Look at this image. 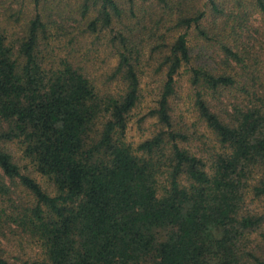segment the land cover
Listing matches in <instances>:
<instances>
[{"label": "trees", "instance_id": "1", "mask_svg": "<svg viewBox=\"0 0 264 264\" xmlns=\"http://www.w3.org/2000/svg\"><path fill=\"white\" fill-rule=\"evenodd\" d=\"M0 264H264V0H0Z\"/></svg>", "mask_w": 264, "mask_h": 264}, {"label": "rangeland", "instance_id": "2", "mask_svg": "<svg viewBox=\"0 0 264 264\" xmlns=\"http://www.w3.org/2000/svg\"><path fill=\"white\" fill-rule=\"evenodd\" d=\"M7 5V4H6ZM260 21L258 19H254L253 21V29H259L260 28ZM114 59H109L108 63L102 64L100 63L101 66L96 67L95 71L96 72H103L106 70V65H112L114 63ZM181 81V87H180V95L181 100L180 103L183 105L185 103H189L188 99V86L186 83V77H182ZM147 84L145 85V88L147 89L146 91L152 90L155 83H153L152 79L148 78L147 79ZM149 105H152V100L150 101V98L147 96L144 97L143 102L140 104L139 108L132 113V119L130 122L129 130L127 133L128 140L134 144L140 142L141 140L145 139L148 136H151L156 129H157V119L151 116L144 117L146 115ZM34 176L36 180L42 184L43 187L49 188L50 185L46 179H44L42 176L34 173ZM14 190H19V192H23L24 189L20 187L19 182L17 181L14 186H12ZM160 239L163 240L166 234V230H160L159 231ZM11 261L14 262V260L11 259Z\"/></svg>", "mask_w": 264, "mask_h": 264}]
</instances>
